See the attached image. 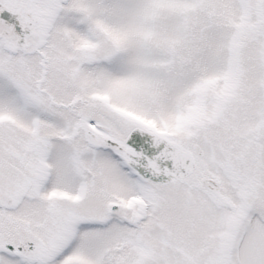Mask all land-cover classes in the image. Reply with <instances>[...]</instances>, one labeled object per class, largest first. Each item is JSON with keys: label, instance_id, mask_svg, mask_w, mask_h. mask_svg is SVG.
<instances>
[{"label": "snow or ice", "instance_id": "6c2138e0", "mask_svg": "<svg viewBox=\"0 0 264 264\" xmlns=\"http://www.w3.org/2000/svg\"><path fill=\"white\" fill-rule=\"evenodd\" d=\"M0 264H264V0H0Z\"/></svg>", "mask_w": 264, "mask_h": 264}]
</instances>
